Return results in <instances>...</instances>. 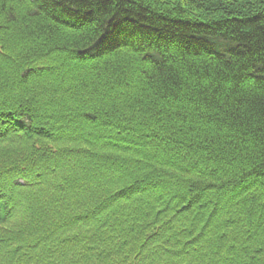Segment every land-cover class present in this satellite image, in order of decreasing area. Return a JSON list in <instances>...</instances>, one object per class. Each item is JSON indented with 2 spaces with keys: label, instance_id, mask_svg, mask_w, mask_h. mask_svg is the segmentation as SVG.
Listing matches in <instances>:
<instances>
[{
  "label": "trees",
  "instance_id": "trees-1",
  "mask_svg": "<svg viewBox=\"0 0 264 264\" xmlns=\"http://www.w3.org/2000/svg\"><path fill=\"white\" fill-rule=\"evenodd\" d=\"M0 264H264V0H0Z\"/></svg>",
  "mask_w": 264,
  "mask_h": 264
}]
</instances>
